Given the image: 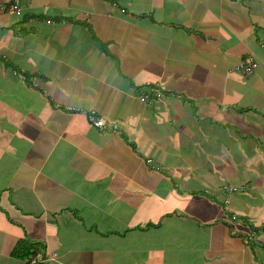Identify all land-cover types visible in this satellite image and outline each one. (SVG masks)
Returning a JSON list of instances; mask_svg holds the SVG:
<instances>
[{
    "label": "crops",
    "instance_id": "crops-1",
    "mask_svg": "<svg viewBox=\"0 0 264 264\" xmlns=\"http://www.w3.org/2000/svg\"><path fill=\"white\" fill-rule=\"evenodd\" d=\"M19 5L0 9V264H27L21 240L56 253L35 264H264V0Z\"/></svg>",
    "mask_w": 264,
    "mask_h": 264
},
{
    "label": "built area",
    "instance_id": "built-area-1",
    "mask_svg": "<svg viewBox=\"0 0 264 264\" xmlns=\"http://www.w3.org/2000/svg\"><path fill=\"white\" fill-rule=\"evenodd\" d=\"M0 9L8 11L9 13H17L20 9L19 0H15L14 3L10 5L1 4ZM257 68V63L251 56L245 57L240 63L235 66V70L240 71L244 75L252 74ZM19 76L23 78V75L20 73ZM68 109H71L68 107ZM86 118L89 126L99 130H106L107 128L116 129L117 125L115 123H109L104 118L100 117L95 109L89 108L86 111ZM56 253H47L44 250H36L32 252L27 261L29 264L35 263H46L50 260H54Z\"/></svg>",
    "mask_w": 264,
    "mask_h": 264
},
{
    "label": "trees",
    "instance_id": "trees-1",
    "mask_svg": "<svg viewBox=\"0 0 264 264\" xmlns=\"http://www.w3.org/2000/svg\"><path fill=\"white\" fill-rule=\"evenodd\" d=\"M37 249H32L28 242L21 240L17 242L16 246L14 247L13 254L15 256L27 259L28 256L35 252Z\"/></svg>",
    "mask_w": 264,
    "mask_h": 264
},
{
    "label": "rangeland",
    "instance_id": "rangeland-1",
    "mask_svg": "<svg viewBox=\"0 0 264 264\" xmlns=\"http://www.w3.org/2000/svg\"><path fill=\"white\" fill-rule=\"evenodd\" d=\"M27 264H29L28 261H27Z\"/></svg>",
    "mask_w": 264,
    "mask_h": 264
},
{
    "label": "clouds",
    "instance_id": "clouds-1",
    "mask_svg": "<svg viewBox=\"0 0 264 264\" xmlns=\"http://www.w3.org/2000/svg\"><path fill=\"white\" fill-rule=\"evenodd\" d=\"M26 261H27V259H26Z\"/></svg>",
    "mask_w": 264,
    "mask_h": 264
}]
</instances>
